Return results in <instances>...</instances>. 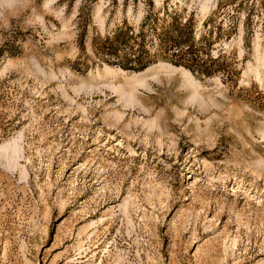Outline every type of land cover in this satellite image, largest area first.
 <instances>
[{"label":"rangeland","instance_id":"obj_1","mask_svg":"<svg viewBox=\"0 0 264 264\" xmlns=\"http://www.w3.org/2000/svg\"><path fill=\"white\" fill-rule=\"evenodd\" d=\"M0 264H264V0H0Z\"/></svg>","mask_w":264,"mask_h":264},{"label":"trees","instance_id":"obj_2","mask_svg":"<svg viewBox=\"0 0 264 264\" xmlns=\"http://www.w3.org/2000/svg\"><path fill=\"white\" fill-rule=\"evenodd\" d=\"M182 24L176 18H173L167 28L160 33V49L158 54L155 53L153 58L145 57L140 53L135 52L133 54L120 55L119 50L122 46L128 43L129 30L116 31L113 36H105L100 39L97 49L103 53L114 54L118 57V64L125 69L143 70L151 63H154L159 57L167 59L176 65H183L189 68L192 72L197 74H211L210 66L207 65V61L201 62V50L202 47L194 42L191 36L190 24ZM144 33L140 32V36H144ZM186 45V49L183 50L181 46ZM163 50L165 53H172V56L160 54L159 51ZM211 63H217L219 58H210Z\"/></svg>","mask_w":264,"mask_h":264},{"label":"bare ground","instance_id":"obj_3","mask_svg":"<svg viewBox=\"0 0 264 264\" xmlns=\"http://www.w3.org/2000/svg\"><path fill=\"white\" fill-rule=\"evenodd\" d=\"M139 75H140V73H135V75H134V76H135V77H138Z\"/></svg>","mask_w":264,"mask_h":264}]
</instances>
